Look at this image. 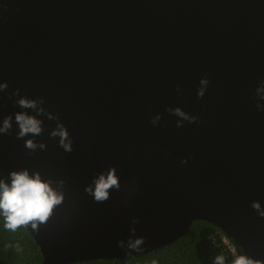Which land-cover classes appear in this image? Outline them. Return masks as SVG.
Here are the masks:
<instances>
[{
	"label": "water",
	"instance_id": "obj_1",
	"mask_svg": "<svg viewBox=\"0 0 264 264\" xmlns=\"http://www.w3.org/2000/svg\"><path fill=\"white\" fill-rule=\"evenodd\" d=\"M262 81L264 0H0V127L12 117L0 169L6 183L39 173L63 197L46 223L26 226L41 264L146 254L194 221L264 264ZM20 112L41 121L39 135L17 139ZM61 124L71 152L51 135ZM112 169L119 189L97 202L85 189Z\"/></svg>",
	"mask_w": 264,
	"mask_h": 264
},
{
	"label": "clouds",
	"instance_id": "obj_2",
	"mask_svg": "<svg viewBox=\"0 0 264 264\" xmlns=\"http://www.w3.org/2000/svg\"><path fill=\"white\" fill-rule=\"evenodd\" d=\"M200 84L203 86L197 91L198 98H203L205 90L209 85L208 79H202ZM264 84V81L261 82ZM8 85L0 84V92L5 91ZM13 95H19L17 90ZM264 99V97H259ZM43 99L39 103H43ZM38 101L29 100L27 98H21L17 101L20 108H32L37 107ZM260 105L257 104V108ZM168 111L181 117L183 120H187L189 123H195L197 117L189 116L187 113L179 108L168 109ZM39 112H43V109H39ZM161 119L157 116L156 119L152 120V124L155 125L156 120ZM12 117L8 116L3 119V127H0V134H8L12 128ZM15 121L19 126V132L17 133V139H23L28 134L39 135L42 131L41 121L36 119L34 116L26 115L25 113H17L15 115ZM59 131L53 132V137L59 136V146L62 147L66 152L72 151V142L69 140V134L64 126L61 124L58 126ZM177 127H183V124L177 122ZM67 141V143L65 142ZM25 147L30 151L34 152L37 147L44 149V144L37 145L33 140L25 141ZM187 163V161H182ZM10 183H6L4 180H0V213L4 216V227L6 230L15 232L21 226L31 225L33 230L38 229L40 224L46 223L50 215L53 212L55 206L62 202V195H59L51 186L52 181H43L39 173H35L33 176H29L27 170L24 171H12L9 173ZM116 187L119 189L118 179L115 176V169H112L107 178L101 176L98 181L95 182V190L86 188L89 194L93 195L95 201L104 202L108 199V190ZM251 207L254 210L259 211V202H253ZM259 215L264 218V212H259ZM134 231V230H133ZM143 238L137 239L134 243L129 244V248L138 251V246L142 244ZM120 247H123L121 242ZM235 252V249H233ZM224 256H217L214 260V264H224ZM155 264V262H153ZM233 264H262L261 261L252 260L245 255L236 256Z\"/></svg>",
	"mask_w": 264,
	"mask_h": 264
},
{
	"label": "trees",
	"instance_id": "obj_3",
	"mask_svg": "<svg viewBox=\"0 0 264 264\" xmlns=\"http://www.w3.org/2000/svg\"><path fill=\"white\" fill-rule=\"evenodd\" d=\"M0 180L6 181L1 169ZM218 230L206 221H194L185 235L162 249L122 259H98L73 264H214L215 258L221 254L213 245L211 235ZM235 246L238 255H244L236 243ZM42 259L41 249L26 226H21L15 232L6 230L4 216L0 213V264H41ZM227 260L231 261L230 256Z\"/></svg>",
	"mask_w": 264,
	"mask_h": 264
},
{
	"label": "built area",
	"instance_id": "obj_4",
	"mask_svg": "<svg viewBox=\"0 0 264 264\" xmlns=\"http://www.w3.org/2000/svg\"><path fill=\"white\" fill-rule=\"evenodd\" d=\"M211 240L213 245L220 250V254L224 256V264H233L234 259L239 255L235 243L230 239V237L224 232L218 230L211 235ZM233 249H235V252H233ZM229 256L231 261L227 260Z\"/></svg>",
	"mask_w": 264,
	"mask_h": 264
}]
</instances>
